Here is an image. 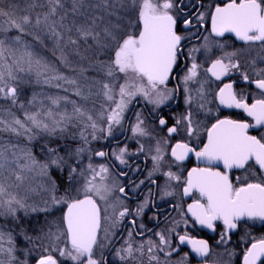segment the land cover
<instances>
[{
    "label": "snow or ice",
    "instance_id": "1",
    "mask_svg": "<svg viewBox=\"0 0 264 264\" xmlns=\"http://www.w3.org/2000/svg\"><path fill=\"white\" fill-rule=\"evenodd\" d=\"M182 7L187 5H181V0H0V34L15 30L21 35L13 38L12 42L21 43L22 35H34L35 40L41 41V35L37 33L46 32L54 38L55 46L61 52L60 59L66 66H70L72 62L64 49L70 48L72 54L87 63V67L80 66L73 71H78L80 77H84L89 70L94 73L85 77L86 83L83 86L77 78L69 79L59 74L46 76V82L64 81L84 102L95 95L102 96L108 105L107 107L102 105L94 118L88 109L78 105L76 101H70L73 105L70 114L67 112L54 114L51 109L44 113L26 112L23 121L14 116L11 120L0 118V126L5 131L18 135L21 134V130L31 133L32 128L26 127L27 122L37 129L55 134L58 130L63 132L75 119L85 128H91L92 137L96 139V131L106 132L108 136L112 135L113 126L121 124L125 111L136 96H143L157 106L163 104L172 97L174 90L168 89L166 85L173 69L178 67L182 53L181 42L186 39L178 32V22L186 28L192 24V20L181 15ZM212 8L214 9L210 13L212 33L216 36L234 33L241 41L259 42L264 47V0H221V3L212 5ZM203 19L204 14L200 13L198 21ZM9 56L13 58L12 63L8 62ZM237 56V52L225 53L223 57L212 61L206 71L212 77L221 80L231 72L240 70L241 65ZM22 63H27L29 70L34 66L38 74L56 72L48 64L34 58L26 45L25 51L17 55V51L9 46L6 39H0V96L13 104L16 102L17 88L9 81L16 80L14 69L19 68ZM252 64L254 67L255 61ZM199 67L193 61L183 76L185 85L196 79ZM240 74L242 80L256 87L260 98L253 99L251 104L247 102V98H238L233 83H225L216 95L220 104L229 108L243 109L252 117L254 124L228 118L217 119L211 128L207 129V143L199 151L183 141H178L171 149V156L178 162L184 161L189 153H194L198 160L209 165L216 162L223 165L225 169L223 172L213 170L211 166L192 168L184 179L183 187V195H190L196 190L201 197L187 206V211L199 224L214 228V221H222L225 228L224 233L221 234L222 242L227 241L229 230L237 228L238 221L245 218L264 221V135L258 138L249 134L250 128L264 126V68L254 73L257 78L253 80H250L246 72ZM120 75L123 76V83L118 82ZM56 87L62 85L57 83ZM94 89L97 90L94 92ZM197 94L203 99L201 92ZM50 99L53 105H58L61 100L68 101L67 96ZM187 102H191L190 96ZM199 107L204 108V104H199ZM46 119L49 122H45ZM98 121L106 123V129L101 127ZM159 123L166 125L168 122L161 118ZM194 124L197 127H193ZM143 125L144 120L141 119L140 114H137V122L132 128L133 134L149 135ZM181 126L186 134L192 137L198 131L199 122L193 119L191 112H188L177 119L173 126L167 128L169 136L178 133ZM141 150H143L142 145ZM82 151L83 148L76 149L75 153L70 152L67 155L70 159L73 155L78 156ZM48 152L54 158L42 164L30 152H23L19 156L12 152L9 159L8 149L0 148V210L3 213L14 215L17 208L27 209L28 206L24 201L18 199L10 190L18 189L27 179V173L38 168L39 174L46 176L51 164L57 167L67 165L69 180L77 174V168L69 164L65 157L59 156L57 149L50 148ZM125 152L126 149H120L117 156L120 163H125L123 159ZM156 152L157 155L152 159L155 162L154 170L158 171L164 159L159 142ZM95 154L100 157L107 155L102 151ZM21 160L24 163H21ZM250 162L260 169L259 179L254 178V182L245 177L241 182V178L237 177L239 186L234 185L229 172L233 168L245 169ZM87 171L92 175L83 187V199L68 200L63 197L60 199L52 197V204H66L67 212L61 218L63 230L58 227L56 233L50 231L47 236L56 243L61 237L65 238L66 247L56 249L61 257H67L76 264H106L103 255L97 257L94 249L112 244L116 235L112 229L129 215V210L125 207L119 211L115 220L106 217L112 220V224L111 228L104 229L105 243L100 245L98 233L101 230V208L92 196L95 194L100 199L106 200V196L101 193L110 191L104 183L108 169L100 165L97 171L89 164ZM79 174L83 175V172ZM165 175L169 180H180V177L171 171ZM98 179L100 183H97ZM118 190L124 193L123 187ZM164 194L173 193L166 191ZM201 200L204 202L202 203ZM146 204L147 202L137 208L136 215L143 212ZM116 207L117 205H112L113 209ZM31 210L37 211L35 207ZM132 223L135 224V220ZM140 227L143 228V225ZM128 235L129 239L116 250V256L121 262L129 264V261H136L144 255L146 249L149 254V264L152 262L160 264L154 250L169 246L170 241L165 233L156 234L159 237V244L148 241L146 245L139 244L135 247L132 232ZM26 239L30 238L26 237ZM179 240L181 243H190L192 250L201 257L209 254L210 249L206 240L194 239L187 235L180 236ZM5 243L9 246L5 247ZM15 251L11 234L0 231V255L7 256L6 261L0 259V264H20L14 255ZM44 251L46 254L40 255L36 259V264H60L48 249ZM168 255H171V252ZM22 264L27 262L24 261ZM243 264H264V238L251 243L244 252Z\"/></svg>",
    "mask_w": 264,
    "mask_h": 264
},
{
    "label": "flooded vegetation",
    "instance_id": "2",
    "mask_svg": "<svg viewBox=\"0 0 264 264\" xmlns=\"http://www.w3.org/2000/svg\"><path fill=\"white\" fill-rule=\"evenodd\" d=\"M219 3L221 0H181V5H187V7H182L181 15L192 20V24L187 28L179 22L177 25L179 34L185 36L186 39L181 42L182 53L178 60V67L173 69L166 85L168 89L174 90L172 97L157 106L143 96H136L125 111L121 124L113 126L111 136H108L106 132L96 131V139H93L90 134L89 138L80 142V146L86 149L83 162L76 163L68 157V163L77 169H80L83 163L89 164L88 161L93 163L92 166L94 165L97 171L100 165H104L108 169L104 183L110 191L101 193L106 196V200L100 199L95 194L92 196L101 208V230L98 233L100 245L105 243L104 229L111 228L112 220L117 218L119 211L125 207L129 210V215H126L119 225L112 229L116 233L112 244L94 249L97 257L103 255L106 264H124L116 256V250L129 239V232H132L134 247L139 244L146 245L148 241L159 244L157 233L163 232L168 236L169 246H162L161 249L154 250L160 264H243L244 252L251 246V243L264 238V221L260 220L245 218L238 221L237 228L228 231L226 242L221 241V234L225 231L222 221H214V228L199 224L196 218L187 211V206L201 197L196 190H193L190 195H183L184 179L192 168L211 166L213 170L221 172L225 169L219 162L209 165L198 160L194 153H189L188 157L180 162L175 161L171 156V149L178 141L189 143L199 151L207 143V129L211 128L217 119L228 118L254 124L252 117L248 116L243 109L229 108L220 104L216 94L225 83H233L238 98H247L249 104L253 102V99L260 98L256 87L250 82L242 80L240 73H248L250 80L257 78L254 73L264 68V62H262L264 47L259 42L241 41L235 37L234 33H225L224 36H216L212 33L210 13L214 10L212 5ZM200 13L204 14L203 21H198ZM231 52L238 53L236 58L240 61V70L231 72L221 80L212 77L206 71L212 61ZM193 61L200 66L198 75L196 79L185 85L183 76ZM253 61H255L254 67ZM201 85H203L202 88ZM198 92L202 93L203 99L198 96ZM189 96L191 97L190 103L187 102ZM199 104H204V108H200ZM188 112H191L193 119L199 122L198 131L189 137L181 126L178 133L169 136L167 128L173 126L177 119ZM137 114H140L141 119L144 120L143 126L149 135L133 134L132 128L137 122ZM161 118L168 123L160 125ZM98 124L105 129L107 127L106 124L102 125L100 122ZM193 127H197V125L194 124ZM249 134L259 138L264 135V126L250 128ZM65 141L71 143L68 142V139ZM158 142L164 159L159 170L156 171L152 157L157 155ZM141 145L143 150H141ZM122 148L126 149L123 156L125 163H120L117 159ZM101 151L107 155L100 157L95 154ZM168 171L178 175L180 180H169L165 175ZM85 174L83 172V175ZM229 176L233 184L239 186L237 177L241 178V182L245 177L250 181H254V178L258 180L260 169L250 162L245 169L233 168L229 172ZM62 178V186L58 187L56 184L57 199L65 197L63 194L69 192L71 180H69L67 170L63 172ZM97 183H100L99 179ZM120 187L124 188V193L118 190ZM166 191L173 194L165 195ZM83 198L84 196L78 197V199ZM145 202L147 204L143 208V212L136 215L137 208L145 205ZM201 202L204 201L201 200ZM113 204L117 205L115 209L112 208ZM63 209L59 208L54 212L60 211L62 218L66 213L67 206ZM106 217H111L112 220H108ZM25 218L30 223L32 230L28 237L30 239L23 238L24 241H30L32 248L28 251V255L31 257L29 264H36V259L40 255L46 254L45 249H48L60 264H76L67 257L59 256L56 249L66 247L65 238L61 237V240L56 243L47 236V232H52L54 229L52 224L49 227L44 226L43 229V226L39 225V220L36 223L27 215ZM133 220H135V224L132 223ZM141 225L143 228L140 227ZM63 228L62 224V230ZM184 235L198 240H206L210 249L209 254L206 257H201L192 250L190 243H181L179 237ZM169 252L171 255H168ZM129 264H149V254L146 249L142 257L136 261H129Z\"/></svg>",
    "mask_w": 264,
    "mask_h": 264
},
{
    "label": "rangeland",
    "instance_id": "3",
    "mask_svg": "<svg viewBox=\"0 0 264 264\" xmlns=\"http://www.w3.org/2000/svg\"><path fill=\"white\" fill-rule=\"evenodd\" d=\"M37 34L41 35L42 42L35 40L34 35H31L32 37L29 38H24L21 36V43H13V38L21 35L15 30L10 31L7 34H0V39H6L9 46L17 51V55L25 51L26 45L27 50L33 53L34 58L40 59L42 63H46L51 68L56 70L55 73L48 72L38 74V71L34 66L31 70H29L27 63H22L19 68H15L14 74L16 76V80L14 82L9 81V83L17 88L16 102L13 104L9 100H6L5 98L3 99V97L0 96V118L11 120L14 116L23 121L25 120L24 113L26 112L44 113L49 109H51L54 114H61L65 112L70 114L73 108V105L70 103V101H76L78 105L88 109L95 118L96 112L100 110L102 105L105 107L108 106L102 96L93 95L91 99H89L87 102H84L80 97L75 95L74 89L64 81L49 80L46 82V76L50 77L54 74H59L66 76L69 79L77 78L81 86H83L86 83L85 77L92 76L94 73L89 70L84 74V77H80L78 71L74 72L73 69H78L80 66L87 67V63L80 61L79 57L72 54L70 48H65V54L68 55V59L72 62L70 66H66L60 59L61 52L56 48L54 38L46 32ZM8 62H13V58L11 56L8 57ZM118 82H124L122 75L118 77ZM57 83L61 84L62 87H56ZM65 89H67V91H65ZM96 90L97 89H94L93 91L95 92ZM65 96L68 97V101L61 100L58 105H53L51 103L50 98L54 99ZM45 122L49 121L46 119ZM99 122L102 125L106 124L101 121H98V123ZM26 127L32 128V132L25 133L21 130V134L18 135L11 131H5L3 127L0 126V148L8 149L9 159H11L12 152H15L18 156L22 155L23 152H30L37 161L43 164L47 163L50 158H54L48 152V149L55 148L57 149L59 156H63L66 160H69L67 154L70 152L75 153L76 149L82 148L80 146V142L85 138H89L90 134L93 133L91 128H85L83 124L75 119L63 132L58 130L55 134H50L42 129H37L27 122ZM61 127H63V125H61ZM82 132L83 137H81ZM54 138L55 140L68 139V142L71 143H66L65 141L62 143V145L59 144L54 147H50V144L53 142ZM83 149L84 151L80 152L78 156L73 155L70 159L76 161V163L83 162V157L86 154V149ZM20 162L24 163L23 160ZM88 163L91 165L93 164L90 163V161H88ZM89 164L83 163L80 169H77V174H74L75 177L69 183V192L67 191V193H64L63 196L65 197L63 198L71 200L72 198L84 196L83 187L86 181L90 179L92 175L90 171H87V166ZM66 170L69 172L67 165L57 167L56 165L49 164L47 175L45 176L40 175L39 169L37 168L35 171L26 174L27 179L18 189H10L18 199H22L28 206L27 209L17 208V211L14 215L3 213V211L0 210V231L11 234L14 241V247L16 249L14 255L17 257V259L19 258V251L17 252L18 249L16 248L17 238L14 235V223L17 222L18 215H27L28 218L33 219L36 221V223H38L39 220V225L43 226V229L46 226H51L50 224H52L54 227L52 233H56L58 227L62 231L61 213L60 211H54L58 210L59 208L65 209L67 205L64 203L53 205L52 197L57 198V176L61 177V180L63 181V172H66ZM80 172H85L86 174L79 175L78 173ZM64 174L66 175V173ZM9 183H13V181H9ZM33 207H35L37 211H32L31 209ZM44 209L47 210L45 211ZM48 215L51 216L48 217ZM4 246L8 247L9 245L5 243ZM0 259L6 261L7 256L0 255ZM20 264H22V262H20Z\"/></svg>",
    "mask_w": 264,
    "mask_h": 264
},
{
    "label": "trees",
    "instance_id": "4",
    "mask_svg": "<svg viewBox=\"0 0 264 264\" xmlns=\"http://www.w3.org/2000/svg\"><path fill=\"white\" fill-rule=\"evenodd\" d=\"M22 37L24 38H29V37H32L31 35H28V34H25V35H22ZM4 99V98H3ZM2 99V100H3ZM65 140H61V139H57L53 140V142H51V146L50 147H54L56 145H62V143H64ZM56 182H57V185L58 187L62 186V180H61V177L57 176L56 178ZM15 224V227H14V235L16 236L17 240H16V248L18 249L17 252H18V260L19 262H24L26 261L28 264L30 263L31 261V257H29L28 255V251L32 248H31V245H30V241L27 242V241H24L23 238L25 237H29L32 230H31V225L30 223L26 220L24 214H21V215H18L17 217V222L14 223ZM13 229V228H12ZM33 251L34 248H33ZM23 258V259H21Z\"/></svg>",
    "mask_w": 264,
    "mask_h": 264
},
{
    "label": "water",
    "instance_id": "5",
    "mask_svg": "<svg viewBox=\"0 0 264 264\" xmlns=\"http://www.w3.org/2000/svg\"><path fill=\"white\" fill-rule=\"evenodd\" d=\"M66 212H67V210H66Z\"/></svg>",
    "mask_w": 264,
    "mask_h": 264
}]
</instances>
